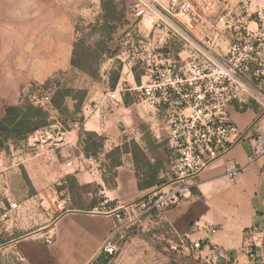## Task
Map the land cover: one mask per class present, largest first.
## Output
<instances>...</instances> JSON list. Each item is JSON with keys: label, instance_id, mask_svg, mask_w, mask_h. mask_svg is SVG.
<instances>
[{"label": "built area", "instance_id": "obj_1", "mask_svg": "<svg viewBox=\"0 0 264 264\" xmlns=\"http://www.w3.org/2000/svg\"><path fill=\"white\" fill-rule=\"evenodd\" d=\"M131 13L148 32L138 26L129 32L116 56L122 71L140 73L141 83L131 86L126 81L120 90L104 92L89 109L101 112L120 102L123 93H134L153 137L167 136L169 153L166 175L149 193L131 201L104 196L96 208L115 220L99 249V255L112 257L128 241L129 232L146 218L192 199L193 177L214 160L226 157L241 141L230 107L243 109L253 101L264 117V0H214L203 9L190 0H170L167 6L155 0H134ZM49 101V93L37 90L28 98L29 103L41 107ZM55 129L43 127L27 137L35 155L48 165L62 141H56ZM248 143L250 163L264 158V132L250 136ZM83 144L81 141L80 146ZM81 152L85 153L83 149ZM73 161H66V167ZM242 169L235 160H225V174L230 180H235ZM102 173L99 165L96 176ZM56 184L63 186L66 181L61 178ZM32 206L29 199L21 202L7 196V204L0 207V264L26 260L18 244L22 238L54 242L53 227L15 235L26 230L21 228L22 220L35 222ZM172 237V251L202 256L201 241L189 242L186 235L176 232ZM247 253L255 257L251 245Z\"/></svg>", "mask_w": 264, "mask_h": 264}, {"label": "crops", "instance_id": "obj_2", "mask_svg": "<svg viewBox=\"0 0 264 264\" xmlns=\"http://www.w3.org/2000/svg\"><path fill=\"white\" fill-rule=\"evenodd\" d=\"M126 2L131 3V0H126ZM36 3V0H0L1 109L6 105L19 106L28 102L25 100L26 95L24 97L22 93L30 90L28 86L31 80L37 77L35 63L26 64L21 53V45L25 44L29 34L27 31L35 27L33 23L36 21L37 14L46 12L48 9ZM131 11L129 5L125 6V13H128L130 19V22L124 25L127 34L135 30L137 26L147 33L148 30L142 24L131 21L134 18ZM10 29L13 30L11 35L17 48L13 56H6L5 39L10 34ZM65 42L68 44L67 40ZM116 57L115 55L109 60ZM62 58L61 60L66 62L63 67L67 68L70 65L71 56L66 55ZM8 61L9 63H6ZM126 71L127 69H124L122 73L127 74L128 78L121 77L115 89L120 90L123 82L126 81L131 86L140 85V73L128 74ZM109 72H106L108 76ZM125 97L126 92L122 95L123 104ZM70 99L66 102V108L69 113L73 114L76 101L72 97ZM139 109L142 111L140 106ZM54 111L57 112V109ZM50 113L52 114L51 111ZM230 116L242 135L241 141L233 145L226 157L214 160L193 177L192 199L183 201L161 214L153 213L140 226L133 228L129 232L128 241L108 264L264 263V158L256 159L251 163L248 159L250 152L248 138L256 133L264 132V117H261L259 108L253 101L248 102L243 109L230 107ZM95 121L93 117L86 125L91 123L99 127V123L96 124ZM115 121L110 118L105 125H100L104 130L109 125H114V131H116ZM114 134L117 137L119 135L117 131ZM106 141L109 142V139ZM24 142L25 139L15 143L10 141L8 151L0 150V163L3 164L0 165V207L7 204V196L21 202L29 199L33 204V210L30 212L34 213L35 218L36 203L40 201L46 210L43 224L38 226L37 220L34 219L33 224L31 222L28 227L24 228L26 230L17 231L15 235L19 236L42 229L48 231L50 227H53L51 231L55 233V239L52 244H47L36 237L20 239L19 248L26 260L19 264H93L99 256L102 241L115 224L114 218L103 212H97L96 208L99 207L101 201L91 202L90 207L86 205L60 207L57 214L51 206V202L56 201L55 198L51 200L49 195L45 194L46 197L43 193L38 195L29 192L28 185L21 176L23 170L30 175H34L35 172L42 173L45 181L43 184L48 185L49 189H51V181L54 178L55 180L65 179V187L68 190H70L69 181L84 188L96 186V192L92 191L88 195L91 198L96 195L100 199L107 196L110 199L131 201L143 197L157 184L140 188L135 166L131 159L126 158L120 165L113 167L115 174L112 177L103 178L102 173V176L98 178L96 172L99 170V165L103 168V172L105 171L101 156L85 150L82 154L80 147H78L76 157L79 161L76 165L74 160L71 166L76 165V167L72 171L64 172L69 168L65 165L69 159L64 161L63 150L58 148L52 163L48 165L43 157L35 155V150L30 148L29 144V149H19L18 145ZM159 145L161 147V144H158L157 149H160ZM166 147L167 153H164V156L167 158L169 144H166ZM160 154L163 155V152ZM227 158L235 160L243 167L235 180H230L225 174ZM166 172V170H161L158 177L162 179ZM65 175L69 176L66 178ZM21 189H24V193ZM47 192L51 194V191ZM54 215L56 216L53 217ZM212 230L215 231L212 232ZM165 231L186 235L189 242L201 241L202 256L193 255L187 258L172 252L169 248L171 237L169 239ZM249 245L253 247L255 257L248 255Z\"/></svg>", "mask_w": 264, "mask_h": 264}, {"label": "rangeland", "instance_id": "obj_3", "mask_svg": "<svg viewBox=\"0 0 264 264\" xmlns=\"http://www.w3.org/2000/svg\"><path fill=\"white\" fill-rule=\"evenodd\" d=\"M155 1L167 6L170 0ZM213 1L190 0L200 9ZM36 2L37 5L48 7V9L46 12L37 14L36 21L33 23L35 27L27 31L29 34L25 44L21 45V53L26 64L35 63L37 74L28 86L30 90L22 93V96L26 95L25 100H28V94L34 90L42 94H50V101L46 107L38 106L49 114L44 124H38V129L56 128L55 139L56 141L62 140L59 150H63L64 161L73 159L77 165L78 147L91 151L94 155H100L102 166H105L103 178L112 177L115 174L113 167L120 165L124 158L131 159L142 182L150 180V165L154 166L159 162L160 171H167V158L164 156V153H167V136H163L161 140L153 137L147 117L140 111L134 93L126 92L123 100L126 104L121 101L117 104H110L97 114L91 112L88 107L104 92L115 89L121 77L128 78L127 74L122 73L118 58L109 59L117 55L120 44L126 37H129L124 27L125 23L130 22L128 13H125V6L129 5L132 9L134 0H131V3L126 0H36ZM131 21L137 22L136 18ZM12 31V29L9 30L10 34L5 39L6 56H13L17 48L11 35ZM132 34L136 36L134 32ZM66 55L71 56V60L70 65L64 68L66 62L61 59ZM108 71H110L109 76L106 73ZM22 87L24 88V85ZM70 97L76 101L73 114L69 113L66 108V102L71 100ZM1 100L2 97H0ZM85 106L87 109L84 108ZM55 109L57 112L54 111ZM93 117L96 120L95 123H99V127L91 123L86 125ZM110 118L116 120L118 137L114 134L116 132L114 125H109L105 130L101 126L105 125L106 121H110ZM61 135L62 138H60ZM115 136L116 140H114ZM107 139L109 142L106 141ZM81 140H85L86 143L80 146ZM158 144H161L160 149H157ZM5 145L9 150L8 143ZM29 147L27 137L24 144L18 145L19 149H29ZM162 152L163 155L160 154ZM75 167H69L64 172L72 171ZM31 175L24 170L21 175L28 185L29 192L49 195L51 200L55 198L56 201L51 202V206L57 214L60 207L84 205L90 207L91 202L102 201L99 196L94 195L91 198L88 195L92 191L96 192V186L84 188L69 181L70 190H68L65 187L66 184L57 186L56 181L59 179L54 178L51 181V189H49L48 185L43 184L45 181L42 173L35 172ZM69 175H65L66 178ZM157 180L156 184H160L163 179L157 177ZM21 191L24 193V189ZM47 191H51V194ZM36 204L35 219L37 225L40 226L44 222L46 210L40 201ZM21 222H23L22 229L28 227L27 219ZM165 232L169 239L172 238L171 232ZM172 252L183 257L189 256V253Z\"/></svg>", "mask_w": 264, "mask_h": 264}, {"label": "trees", "instance_id": "obj_4", "mask_svg": "<svg viewBox=\"0 0 264 264\" xmlns=\"http://www.w3.org/2000/svg\"><path fill=\"white\" fill-rule=\"evenodd\" d=\"M58 109L61 110L59 106ZM48 117V112L31 103L19 106L9 105L4 106L2 109L0 108V150L8 151L6 143L10 141L15 143L25 139L29 134L38 129V124H44ZM160 166L159 162L154 166H149L150 180L145 182H142L138 173V186L145 188L156 184L158 182L157 177L160 172ZM111 258L112 256L102 254L97 257L93 264H108Z\"/></svg>", "mask_w": 264, "mask_h": 264}]
</instances>
